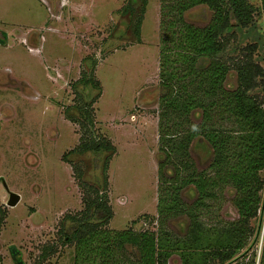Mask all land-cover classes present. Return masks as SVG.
I'll use <instances>...</instances> for the list:
<instances>
[{
    "label": "rangeland",
    "instance_id": "rangeland-1",
    "mask_svg": "<svg viewBox=\"0 0 264 264\" xmlns=\"http://www.w3.org/2000/svg\"><path fill=\"white\" fill-rule=\"evenodd\" d=\"M125 2L0 0V38L5 40L0 41L1 264H14L10 245L20 251L23 264H75L74 241L60 237V226L66 213L83 207L82 181L93 182L101 172L104 152L71 151L92 132L115 145L106 168L113 209L106 227L158 229L159 96L164 91L158 75L161 0L146 1L139 40L120 11ZM249 2L252 21L237 27L233 42L240 47L256 42L253 55L264 69V0ZM211 14L204 4L184 11L188 21L199 25ZM90 75L99 88L83 87L79 79ZM236 82L231 69L225 86L233 88ZM76 105L87 108L92 121L79 118ZM191 117L198 121L200 111ZM190 152L198 170L208 167L211 147L204 139L196 137ZM75 167L82 169V177ZM260 175L264 181V168ZM2 179L20 193L14 206L6 204ZM216 192L200 217L217 226L238 213L231 185ZM181 194L187 204L197 198L191 185ZM261 194L243 260L256 256L257 261L261 251L264 183ZM187 222L185 216H172L167 224L182 236ZM50 246L52 251L42 256ZM167 264H180V256L171 253Z\"/></svg>",
    "mask_w": 264,
    "mask_h": 264
},
{
    "label": "trees",
    "instance_id": "trees-1",
    "mask_svg": "<svg viewBox=\"0 0 264 264\" xmlns=\"http://www.w3.org/2000/svg\"><path fill=\"white\" fill-rule=\"evenodd\" d=\"M146 1L126 0L120 10L137 40ZM197 4L212 13L202 25L184 16L185 10ZM253 12L249 0H161L158 75L164 91L159 96L158 229L106 227L113 216L106 168L115 145L92 132L71 151L104 152L101 172L93 182L82 181L83 207L66 213L60 226V237L74 241L75 264H167L173 252L180 256V264H264V234L258 260L256 256L243 260L254 232L250 219L260 207L264 183L260 175L264 168V69L253 55L256 42L242 47L233 42L237 27H248ZM231 69L236 71L237 82L228 88L225 80ZM79 80L84 88L88 84L99 88L91 75ZM84 93L89 96L87 89ZM75 107L79 118L92 121L87 108ZM196 110L200 111L198 121L191 117ZM79 118L71 119L78 122ZM196 137L211 147L208 167L201 170L190 152ZM75 170L82 177V169ZM189 185L197 192L192 204L184 202L181 194ZM225 185L235 190L232 201L238 216L209 225L200 217L201 209ZM172 216L187 218L182 236L169 229L167 221ZM3 217L0 210V221ZM48 251L51 246L41 255ZM10 253L17 264H23L14 245Z\"/></svg>",
    "mask_w": 264,
    "mask_h": 264
},
{
    "label": "water",
    "instance_id": "water-1",
    "mask_svg": "<svg viewBox=\"0 0 264 264\" xmlns=\"http://www.w3.org/2000/svg\"><path fill=\"white\" fill-rule=\"evenodd\" d=\"M2 183L5 186L6 191L8 193L6 204L10 205V206H14L20 199V193L14 191V190H11L9 188L7 182L4 179H2Z\"/></svg>",
    "mask_w": 264,
    "mask_h": 264
},
{
    "label": "flooded vegetation",
    "instance_id": "flooded-vegetation-1",
    "mask_svg": "<svg viewBox=\"0 0 264 264\" xmlns=\"http://www.w3.org/2000/svg\"><path fill=\"white\" fill-rule=\"evenodd\" d=\"M11 256H12V260L14 261V264H17L16 260L14 259L15 256L11 253Z\"/></svg>",
    "mask_w": 264,
    "mask_h": 264
},
{
    "label": "built area",
    "instance_id": "built-area-1",
    "mask_svg": "<svg viewBox=\"0 0 264 264\" xmlns=\"http://www.w3.org/2000/svg\"><path fill=\"white\" fill-rule=\"evenodd\" d=\"M0 264H1V260H0Z\"/></svg>",
    "mask_w": 264,
    "mask_h": 264
}]
</instances>
